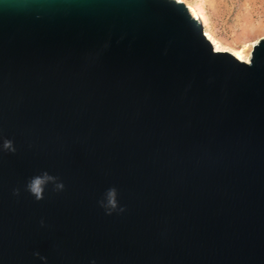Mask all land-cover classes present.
I'll return each mask as SVG.
<instances>
[{
    "label": "water",
    "instance_id": "1",
    "mask_svg": "<svg viewBox=\"0 0 264 264\" xmlns=\"http://www.w3.org/2000/svg\"><path fill=\"white\" fill-rule=\"evenodd\" d=\"M249 62L175 0H0V264H264V38Z\"/></svg>",
    "mask_w": 264,
    "mask_h": 264
},
{
    "label": "bare ground",
    "instance_id": "2",
    "mask_svg": "<svg viewBox=\"0 0 264 264\" xmlns=\"http://www.w3.org/2000/svg\"><path fill=\"white\" fill-rule=\"evenodd\" d=\"M183 4L191 16L200 24L203 34L216 52H227L240 62L249 64L252 48L264 38V32L255 26L246 25L238 30L221 29L207 5L214 10L213 0H175ZM209 3V4H207ZM210 9V8H209ZM237 28V27H236ZM264 30V29H263Z\"/></svg>",
    "mask_w": 264,
    "mask_h": 264
},
{
    "label": "rangeland",
    "instance_id": "3",
    "mask_svg": "<svg viewBox=\"0 0 264 264\" xmlns=\"http://www.w3.org/2000/svg\"><path fill=\"white\" fill-rule=\"evenodd\" d=\"M214 10L209 5L208 12L212 14L221 29H240L251 25L264 32V0H213ZM210 8V9H209ZM237 27V28H236ZM240 27V28H239ZM240 31V30H239Z\"/></svg>",
    "mask_w": 264,
    "mask_h": 264
},
{
    "label": "clouds",
    "instance_id": "4",
    "mask_svg": "<svg viewBox=\"0 0 264 264\" xmlns=\"http://www.w3.org/2000/svg\"><path fill=\"white\" fill-rule=\"evenodd\" d=\"M2 148L5 151L15 152L16 148L14 142L10 139L4 138ZM39 180V183L37 182ZM52 184L54 185V189L56 191H62L65 187L62 181L56 176L49 174L48 172H44L42 175L32 178L27 184V191L30 192L37 200H42L44 198V193L46 187ZM15 195L20 194V190L17 188L14 190ZM102 207L108 210V214H111L113 210H116L119 207L118 203V190L115 187H111L106 190L104 199L100 201ZM42 226L44 225V221H41ZM39 255V253H36ZM42 259H46L43 258Z\"/></svg>",
    "mask_w": 264,
    "mask_h": 264
}]
</instances>
